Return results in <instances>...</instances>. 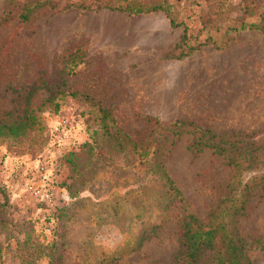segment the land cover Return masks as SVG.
Returning a JSON list of instances; mask_svg holds the SVG:
<instances>
[{"label": "rangeland", "instance_id": "obj_1", "mask_svg": "<svg viewBox=\"0 0 264 264\" xmlns=\"http://www.w3.org/2000/svg\"><path fill=\"white\" fill-rule=\"evenodd\" d=\"M137 1L163 11L100 19L71 7L0 26V118L25 101L34 117L20 137L0 136V264H170L173 216L203 217L230 170L209 149L194 155L183 132L164 161L181 200L166 206L140 148L175 121L264 136V0H107ZM183 30L185 55L167 58ZM241 227L264 244V198Z\"/></svg>", "mask_w": 264, "mask_h": 264}, {"label": "trees", "instance_id": "obj_2", "mask_svg": "<svg viewBox=\"0 0 264 264\" xmlns=\"http://www.w3.org/2000/svg\"><path fill=\"white\" fill-rule=\"evenodd\" d=\"M61 1L4 0L5 6L0 13V26L14 17L20 22H25L36 11L48 16L73 7L82 11L97 12L101 9H114L132 14L163 11L164 7L161 3L141 1L129 2L124 6L110 5L107 0ZM183 40H185V30L176 45L166 53L167 58L180 59L185 55L177 51ZM25 88L27 95L35 90L31 85ZM28 103L29 101L23 102L25 108L21 111V115L14 119L9 113H5L6 120L0 118V136L17 138L34 125V117L28 111ZM99 110L105 113L100 107ZM105 118L106 116L103 115V119ZM148 121L155 128L158 127L156 120ZM103 127L108 131L105 124ZM183 132L192 137L190 148L194 155H198L203 149H209L213 155L222 158L224 166L230 170V176L214 186L215 201L208 206L203 217H197L189 212H181L173 216L178 231V247L170 264H198L203 260H207V264H252L253 253L261 252L264 255V244L242 229L241 219L246 215L254 198H264V136L250 140L247 139V135L233 131L215 133L190 123L175 121L169 129L161 131L162 143L157 142L148 150L138 146L145 158V173L158 184L159 190L163 191L167 200H165L166 206L181 200L174 182L166 172L164 161L169 156L171 145ZM153 135L154 131L150 130L147 137L150 142H155ZM245 171L253 172L255 176L248 179L241 178V174ZM157 227L158 225L153 226L150 231L143 232L142 239L152 237ZM50 264H58V260H53Z\"/></svg>", "mask_w": 264, "mask_h": 264}, {"label": "crops", "instance_id": "obj_3", "mask_svg": "<svg viewBox=\"0 0 264 264\" xmlns=\"http://www.w3.org/2000/svg\"><path fill=\"white\" fill-rule=\"evenodd\" d=\"M94 13H97V14H98V17H99L100 19H102V18L105 17V14H104V13H110V14H112L113 12H111V11H106V10H99V11L94 12Z\"/></svg>", "mask_w": 264, "mask_h": 264}, {"label": "built area", "instance_id": "obj_4", "mask_svg": "<svg viewBox=\"0 0 264 264\" xmlns=\"http://www.w3.org/2000/svg\"><path fill=\"white\" fill-rule=\"evenodd\" d=\"M29 190L34 194V195H41L40 192L38 190H35L33 188H29ZM45 198H49V194L46 192L44 195H43Z\"/></svg>", "mask_w": 264, "mask_h": 264}]
</instances>
